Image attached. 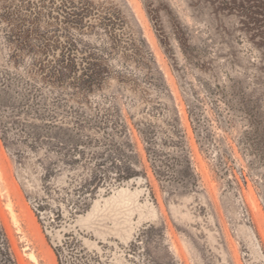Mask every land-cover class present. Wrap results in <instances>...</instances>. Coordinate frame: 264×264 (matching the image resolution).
Segmentation results:
<instances>
[{
  "label": "rangeland",
  "instance_id": "obj_1",
  "mask_svg": "<svg viewBox=\"0 0 264 264\" xmlns=\"http://www.w3.org/2000/svg\"><path fill=\"white\" fill-rule=\"evenodd\" d=\"M0 264H264V0H0Z\"/></svg>",
  "mask_w": 264,
  "mask_h": 264
}]
</instances>
